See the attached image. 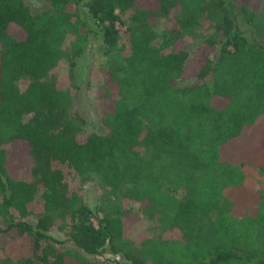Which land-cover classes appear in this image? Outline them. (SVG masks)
I'll return each mask as SVG.
<instances>
[{
	"label": "trees",
	"instance_id": "16d2710c",
	"mask_svg": "<svg viewBox=\"0 0 264 264\" xmlns=\"http://www.w3.org/2000/svg\"><path fill=\"white\" fill-rule=\"evenodd\" d=\"M46 1L0 0V237L37 264H264V188L239 166L264 171V0ZM91 38L102 132L51 76ZM70 173L101 184L93 209ZM139 215L157 234L135 244Z\"/></svg>",
	"mask_w": 264,
	"mask_h": 264
},
{
	"label": "rangeland",
	"instance_id": "374dc122",
	"mask_svg": "<svg viewBox=\"0 0 264 264\" xmlns=\"http://www.w3.org/2000/svg\"><path fill=\"white\" fill-rule=\"evenodd\" d=\"M27 8L32 13L41 12L49 9V3L46 0H23ZM127 15H125L126 17ZM124 17V16H123ZM199 26L194 28L195 35L205 33L208 28V21L204 15L199 17ZM119 33L124 38V25L116 24ZM158 26H162L159 23ZM160 28H158V31ZM160 32V31H159ZM190 39L185 42V46L189 47ZM192 46V45H191ZM106 57L99 48V41L91 38L87 43L86 50L83 54L73 60V64H69L68 58L63 57L57 65L51 70V76L54 79L60 80L67 86L73 95V108L85 119L84 130L86 131H104L100 125L99 117L102 109V102L105 98V86L101 73V66ZM23 82L22 80L19 82ZM73 86V87H72ZM142 147H139L141 152ZM243 175L244 183L250 189L264 188V171L259 170L255 163L240 162L239 164ZM69 181L79 187L83 201L93 209L98 201V196L102 193L101 184L94 176L79 177L74 174L67 175ZM134 210H138V204L129 203ZM93 223L95 219L93 218ZM157 234L152 222L144 218L142 215L132 218L130 229L127 231V237L135 244H138L143 237ZM172 235V232L168 233ZM51 235L57 239L62 240L64 236L57 231H53ZM57 245L62 247L60 243ZM64 245L71 246L68 242ZM22 246V247H21ZM29 244L21 238H18L13 233H8L0 237V260L8 259L9 261H27V264H37L34 255L29 251ZM108 257L118 260L117 255L111 253L106 254Z\"/></svg>",
	"mask_w": 264,
	"mask_h": 264
}]
</instances>
